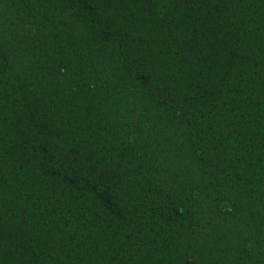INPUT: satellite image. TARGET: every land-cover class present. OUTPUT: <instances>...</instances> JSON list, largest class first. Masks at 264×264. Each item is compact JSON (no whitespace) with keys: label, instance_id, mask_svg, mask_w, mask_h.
Masks as SVG:
<instances>
[{"label":"trees","instance_id":"obj_1","mask_svg":"<svg viewBox=\"0 0 264 264\" xmlns=\"http://www.w3.org/2000/svg\"><path fill=\"white\" fill-rule=\"evenodd\" d=\"M0 264H264V0H0Z\"/></svg>","mask_w":264,"mask_h":264}]
</instances>
